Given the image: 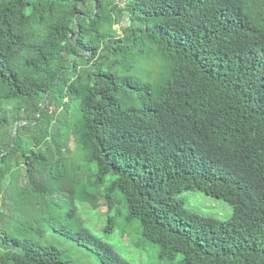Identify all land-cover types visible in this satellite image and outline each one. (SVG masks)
I'll return each instance as SVG.
<instances>
[{
    "label": "trees",
    "instance_id": "16d2710c",
    "mask_svg": "<svg viewBox=\"0 0 264 264\" xmlns=\"http://www.w3.org/2000/svg\"><path fill=\"white\" fill-rule=\"evenodd\" d=\"M146 55L158 84L131 75ZM3 104L15 116L0 140L2 202L26 191L34 212L0 209V264H79L40 241L48 229L101 264H131L78 214L98 196L115 212L107 231L123 206L172 264H264V0H0ZM61 108L71 120L54 129ZM68 133L90 180L64 162ZM187 190L233 214L187 209Z\"/></svg>",
    "mask_w": 264,
    "mask_h": 264
},
{
    "label": "rangeland",
    "instance_id": "374dc122",
    "mask_svg": "<svg viewBox=\"0 0 264 264\" xmlns=\"http://www.w3.org/2000/svg\"><path fill=\"white\" fill-rule=\"evenodd\" d=\"M107 1L110 2L111 0ZM112 1L114 3H122L124 0ZM126 21L127 19L124 18L120 24L118 23L114 25L113 30H115L116 32L114 36H122L121 25L123 23L126 24ZM145 58V60L143 59L141 62H139V65H136L134 67L131 75L145 84H158L159 73L161 71V62L154 55H146ZM3 105L4 106H0V117L9 114L12 108L11 104ZM70 113L71 110L65 111V109L62 108L59 109L56 112V121L53 128L56 129V127H60V125H68L71 120ZM14 116V114L10 113L7 117V124L0 125V140L6 141L9 133V125L13 123ZM17 130L18 128H14V131L17 132ZM18 131L19 136H22V129H19ZM66 145L67 148H65L63 152L64 162H70L72 164V167L77 168V172L81 177H84L85 180H90L89 167L84 163V161L81 159V156L78 154L73 136L70 133H68V142ZM85 180H81L80 187L86 186L89 191L94 192L95 188L89 186L88 182ZM109 183L110 178L107 177L106 182L101 186L100 190L106 189ZM19 185L22 186L23 184L20 182ZM4 190L5 188L1 186L0 209L5 214L11 215V212H18L17 214L19 216L21 215L20 218H22L21 213L23 211H30L31 213L34 212L26 205V197L28 196V193L26 191H23L22 195H16V197L12 200H8L7 202L3 203L4 201L2 202V200L5 196ZM6 197H12V190L10 192H7ZM179 197L182 199L187 209L204 217L210 216L224 221L229 219L234 211L233 205L228 203L226 200L207 195L201 190L183 191L179 194ZM75 206L77 207L78 214L84 225L103 241L115 247V249L121 254V256L128 260L131 264H172L170 263V261L159 256L161 247L158 244H152L141 236L140 232L137 230V221L127 225V223L125 222L127 210L123 206L120 208L121 214H116L115 216L116 225L110 231L106 230V226L108 224L109 217L113 216L115 212L108 209L107 205L104 202V199L101 196H98L92 204L82 203V201L77 200L75 202ZM52 215L53 214L49 213H37V217L35 218H38V220H42V218L51 219ZM22 219L25 218L23 217ZM19 223L20 221H16L13 224V227L17 228ZM63 223L72 225L73 220L65 219ZM40 241L44 244L57 246L61 251H63L64 256L76 263L101 264L96 252H94L92 248L90 249L89 247L82 246L77 241L66 238L52 229H48L45 235L40 239Z\"/></svg>",
    "mask_w": 264,
    "mask_h": 264
},
{
    "label": "water",
    "instance_id": "95a60500",
    "mask_svg": "<svg viewBox=\"0 0 264 264\" xmlns=\"http://www.w3.org/2000/svg\"><path fill=\"white\" fill-rule=\"evenodd\" d=\"M14 136H15V133L13 134L12 141H14Z\"/></svg>",
    "mask_w": 264,
    "mask_h": 264
}]
</instances>
